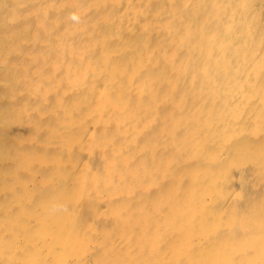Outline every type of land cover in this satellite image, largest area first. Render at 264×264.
Here are the masks:
<instances>
[{
	"label": "bare ground",
	"instance_id": "6f19581e",
	"mask_svg": "<svg viewBox=\"0 0 264 264\" xmlns=\"http://www.w3.org/2000/svg\"><path fill=\"white\" fill-rule=\"evenodd\" d=\"M0 264H264V0H0Z\"/></svg>",
	"mask_w": 264,
	"mask_h": 264
}]
</instances>
